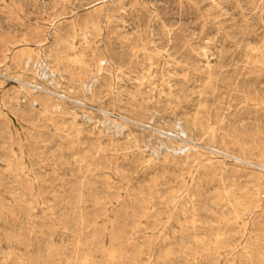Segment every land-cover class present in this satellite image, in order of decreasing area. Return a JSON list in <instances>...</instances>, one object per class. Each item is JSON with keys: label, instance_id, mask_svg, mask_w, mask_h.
I'll return each mask as SVG.
<instances>
[{"label": "rangeland", "instance_id": "374dc122", "mask_svg": "<svg viewBox=\"0 0 264 264\" xmlns=\"http://www.w3.org/2000/svg\"><path fill=\"white\" fill-rule=\"evenodd\" d=\"M263 39L264 0H0V264H264Z\"/></svg>", "mask_w": 264, "mask_h": 264}, {"label": "bare ground", "instance_id": "6f19581e", "mask_svg": "<svg viewBox=\"0 0 264 264\" xmlns=\"http://www.w3.org/2000/svg\"><path fill=\"white\" fill-rule=\"evenodd\" d=\"M264 40V39H263ZM262 40V41H263ZM261 46V45H260ZM253 47V46H252ZM262 47V46H261ZM264 47V46H263ZM254 49V48H253ZM261 51V50H260ZM262 51H264V49H262ZM251 52H254V51H251ZM240 57V56H239ZM256 57V59H257V56H255ZM243 58H245V57H243ZM251 58V57H250ZM263 58V57H262ZM246 59H249V58H246ZM238 60H240V58L238 59ZM104 62L105 64L106 63H108L109 65H111L110 64V62H111V59L109 58V57H102V58H99L98 60H96V62H95V75H97L98 73H100L102 70H103V68H102V66L100 65V63L101 62ZM254 61V60H253ZM263 61V60H262ZM243 62V61H242ZM248 62V61H247ZM107 64V65H108ZM229 64V63H228ZM240 64V63H239ZM252 64V63H251ZM248 65V64H247ZM238 66V65H237ZM240 66H241V64H240ZM244 66V65H243ZM217 67V66H216ZM236 67V66H235ZM245 67V66H244ZM253 67H254V65H253ZM257 67V66H256ZM233 68V67H232ZM239 68H241V67H239ZM246 68V67H245ZM244 68V69H245ZM250 68V67H249ZM255 68V67H254ZM234 69V68H233ZM247 69V68H246ZM218 70V69H217ZM232 70V69H231ZM254 70V69H253ZM245 71L246 70H244V73H245ZM263 71V70H262ZM208 72H210V70L208 71ZM231 72H233V71H231ZM221 73V72H220ZM234 73V72H233ZM214 74H216V73H214ZM237 73H235L234 75H236ZM249 74H251V73H249ZM257 74V73H256ZM242 75H244V74H242ZM209 76V75H208ZM217 77V76H216ZM240 77H243V76H240ZM262 77H264V75L262 76ZM210 78V77H209ZM215 78V77H214ZM211 79V78H210ZM260 79V78H259ZM262 80V79H261ZM239 81V80H238ZM241 81V80H240ZM251 81V80H250ZM260 81V80H259ZM261 82V81H260ZM260 82H257L258 84L260 83ZM222 84V83H221ZM234 84V83H233ZM264 84V83H263ZM231 86H233V85H231ZM211 87V86H210ZM244 87V86H243ZM232 89V88H231ZM254 89V88H253ZM233 90V89H232ZM252 90V89H251ZM255 91V90H254ZM260 91V90H259ZM261 93V92H260ZM248 95V94H247ZM239 97V96H238ZM247 98V97H246ZM232 102H234V101H232ZM255 103V102H254ZM234 104V103H233ZM232 105V104H231ZM230 105V106H231ZM236 106H239V105H236ZM228 107V106H227ZM235 108V107H234ZM250 108V107H249ZM227 110V109H226ZM227 114V113H226ZM229 115V114H228ZM224 116V115H223ZM224 120H227L226 118L224 119ZM190 121H191V119H190ZM192 123V122H191ZM215 123H216V121H215ZM191 126V125H190ZM217 127V126H216ZM222 127H224V126H222ZM205 129V128H204ZM221 129V128H220ZM224 129H226V128H224ZM256 129H258V128H256ZM200 130V129H199ZM257 131V130H256ZM260 131V130H259ZM120 132V131H119ZM245 133H247V132H245ZM218 134V133H217ZM262 136V135H261ZM213 138V137H212ZM211 138V139H212ZM215 138V137H214ZM217 138V137H216ZM257 139V138H256ZM214 143H216V141L214 142ZM254 143V142H253ZM213 144V143H212ZM215 145V144H214ZM100 147V146H99ZM211 147V146H210ZM252 147V146H251ZM258 148V147H257ZM260 149V148H259ZM216 150V149H215ZM251 150V149H250ZM95 151H97V150H95ZM101 152V151H100ZM221 153V152H220ZM97 154H99V153H97ZM214 154V153H213ZM228 156V155H227ZM251 156V155H250ZM231 158V157H230ZM198 159V158H197ZM237 159V158H236ZM243 160H244V158H243ZM251 159H249V161H250ZM248 161V162H249ZM253 161V160H252ZM255 161V160H254ZM251 163V162H250ZM239 165V164H238ZM245 165V164H244ZM247 165V164H246ZM224 166V165H223ZM222 167V166H221ZM238 168V167H237ZM238 170H239V168H238ZM240 170H243V169H240ZM181 171V170H180ZM261 171V170H260ZM239 172V171H238ZM178 173V172H177ZM262 173H264V172H262ZM191 175V174H190ZM208 174L207 173H205V176H207ZM262 183V182H261ZM260 186H261V184H260ZM202 187V186H201ZM216 187V186H215ZM258 187V186H257ZM251 188V187H250ZM232 192V191H231ZM159 194V193H158ZM256 194V193H255ZM202 195V194H201ZM257 196V195H256ZM197 198V197H196ZM258 199V198H257ZM264 202V201H263ZM175 203V202H174ZM173 203V204H174ZM229 204V203H228ZM229 206H230V204H229ZM261 208V207H260ZM211 209V208H210ZM231 209H232V207H231ZM153 210V209H152ZM193 210V209H192ZM196 212V211H195ZM254 212V211H253ZM259 212V211H258ZM235 213V212H234ZM240 214V213H239ZM193 217V216H192ZM251 219V218H250ZM173 220V219H172ZM167 221V220H166ZM183 221H184V219H183ZM194 222V221H193ZM211 223H212V221H210ZM176 223V222H175ZM249 224V223H248ZM194 225V224H193ZM199 225V224H198ZM205 225V224H204ZM209 225V224H208ZM179 226V225H178ZM246 227H248V225L246 226ZM186 230H187V228H186ZM176 231V230H175ZM178 231H180V230H178ZM189 231H191V230H189ZM214 231V230H213ZM247 231H248V229H247ZM247 231H245V232H247ZM228 232V231H227ZM187 233H188V231H187ZM200 233V232H199ZM225 233V232H224ZM238 233V232H237ZM216 234V233H215ZM220 234V233H219ZM175 235V234H174ZM181 235H182V233H181ZM194 235V234H193ZM188 236V235H187ZM215 236H217V235H215ZM219 236V235H218ZM221 236V235H220ZM225 236V235H224ZM224 236H222V237H224ZM181 237V236H180ZM226 237V236H225ZM240 237V236H239ZM194 238V237H193ZM218 238V237H217ZM179 239V238H178ZM192 239V238H191ZM220 239H222V238H220ZM239 239V238H238ZM213 240V239H212ZM225 240H227V239H225ZM228 241V240H227ZM232 241V240H231ZM175 242H178L177 240H175ZM179 243V242H178ZM181 243V242H180ZM202 243H204V242H202ZM212 243H213V241H212ZM226 243V242H225ZM224 243V244H225ZM175 244H177V243H175ZM189 244V243H188ZM236 244V243H235ZM201 245V244H200ZM239 245V244H238ZM243 245V244H242ZM177 246V245H176ZM179 246V245H178ZM220 249V248H219ZM222 249V248H221ZM174 250H176V249H174ZM178 250V249H177ZM182 251H183V249H181ZM185 250V249H184ZM182 254V253H181ZM247 254V253H246ZM227 259V258H226ZM149 261V260H148ZM148 263V262H147Z\"/></svg>", "mask_w": 264, "mask_h": 264}]
</instances>
